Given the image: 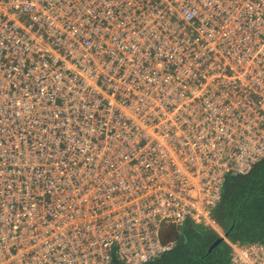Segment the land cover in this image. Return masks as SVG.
<instances>
[{"label": "built area", "instance_id": "2783aa9c", "mask_svg": "<svg viewBox=\"0 0 264 264\" xmlns=\"http://www.w3.org/2000/svg\"><path fill=\"white\" fill-rule=\"evenodd\" d=\"M263 158L264 0H0V264H145L186 220L225 237L226 178Z\"/></svg>", "mask_w": 264, "mask_h": 264}, {"label": "trees", "instance_id": "16d2710c", "mask_svg": "<svg viewBox=\"0 0 264 264\" xmlns=\"http://www.w3.org/2000/svg\"><path fill=\"white\" fill-rule=\"evenodd\" d=\"M214 215L225 237L210 226L186 220L168 231L166 239H174V246L145 264H231L229 241H264V158L248 173L226 178Z\"/></svg>", "mask_w": 264, "mask_h": 264}, {"label": "rangeland", "instance_id": "374dc122", "mask_svg": "<svg viewBox=\"0 0 264 264\" xmlns=\"http://www.w3.org/2000/svg\"><path fill=\"white\" fill-rule=\"evenodd\" d=\"M191 221H193V220H191ZM194 223H196L195 221H193ZM199 224H202V223H199ZM203 225V224H202ZM167 231V230H166ZM167 235V236H166ZM165 238H167L168 237V231L167 232H165V236H164Z\"/></svg>", "mask_w": 264, "mask_h": 264}, {"label": "crops", "instance_id": "0c3cea01", "mask_svg": "<svg viewBox=\"0 0 264 264\" xmlns=\"http://www.w3.org/2000/svg\"><path fill=\"white\" fill-rule=\"evenodd\" d=\"M215 230V229H214ZM216 231V230H215Z\"/></svg>", "mask_w": 264, "mask_h": 264}]
</instances>
